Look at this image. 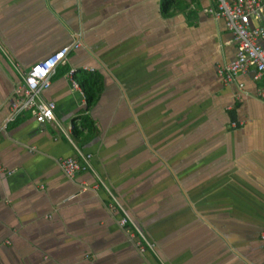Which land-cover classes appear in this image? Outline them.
Listing matches in <instances>:
<instances>
[{
    "label": "crops",
    "instance_id": "1",
    "mask_svg": "<svg viewBox=\"0 0 264 264\" xmlns=\"http://www.w3.org/2000/svg\"><path fill=\"white\" fill-rule=\"evenodd\" d=\"M211 7L0 0V264H264V83L218 74L239 45ZM76 43L43 92L57 121H10L22 74ZM71 69L102 76L90 107Z\"/></svg>",
    "mask_w": 264,
    "mask_h": 264
},
{
    "label": "built area",
    "instance_id": "2",
    "mask_svg": "<svg viewBox=\"0 0 264 264\" xmlns=\"http://www.w3.org/2000/svg\"><path fill=\"white\" fill-rule=\"evenodd\" d=\"M205 12L213 19H224L226 28L234 34L239 45L236 60L228 66L219 68L218 74L226 82H235L240 75L248 73L251 68H256L255 80L264 83V0H214V7L205 9ZM78 47V43L64 47L22 74V84L16 88V97L11 105L10 121H14L26 111L40 123L57 121L56 102L46 99L43 92L51 86V78L58 66L64 64L69 52ZM68 77L71 86L83 93L81 85L74 77V69L69 71ZM259 95L264 97V86ZM91 158V154H80L79 158H61L59 164L67 176L75 177L78 173L91 169ZM2 170L4 167L0 166V171ZM9 173L12 174L13 171ZM120 223L124 227L128 226L129 214H125ZM261 236L264 241V230ZM138 245L142 251L146 249L140 242Z\"/></svg>",
    "mask_w": 264,
    "mask_h": 264
},
{
    "label": "trees",
    "instance_id": "3",
    "mask_svg": "<svg viewBox=\"0 0 264 264\" xmlns=\"http://www.w3.org/2000/svg\"><path fill=\"white\" fill-rule=\"evenodd\" d=\"M176 2L177 0H162L163 13L168 16L171 15ZM77 79L83 87L86 106L90 107L94 100L97 99L99 92L102 90V76L96 72H92L84 75L81 74ZM83 119L88 120V117L85 116Z\"/></svg>",
    "mask_w": 264,
    "mask_h": 264
}]
</instances>
